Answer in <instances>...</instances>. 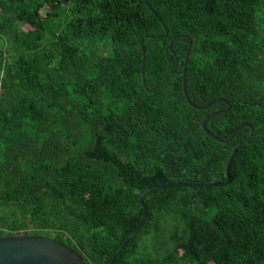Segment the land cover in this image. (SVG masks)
Listing matches in <instances>:
<instances>
[{
	"label": "trees",
	"instance_id": "trees-1",
	"mask_svg": "<svg viewBox=\"0 0 264 264\" xmlns=\"http://www.w3.org/2000/svg\"><path fill=\"white\" fill-rule=\"evenodd\" d=\"M247 137L112 264H264V0H0V235L107 264Z\"/></svg>",
	"mask_w": 264,
	"mask_h": 264
},
{
	"label": "water",
	"instance_id": "water-1",
	"mask_svg": "<svg viewBox=\"0 0 264 264\" xmlns=\"http://www.w3.org/2000/svg\"><path fill=\"white\" fill-rule=\"evenodd\" d=\"M167 33V31H166ZM158 37H162L163 35H157ZM172 42L173 39L170 41L169 47L171 51L173 52L172 49ZM190 47H191V41L189 42V45L186 50L185 54V59H184V67H183V91L186 97L187 102L195 107V108H206L209 106L211 103L215 101H224L227 103V107L221 110H217L214 112H211L207 114L206 116L203 117L201 121V127L204 130V132L214 138L215 140L222 142V143H227L233 139L235 136L236 132L244 127V126H249L251 128V132L249 137L252 135L254 127L251 123L249 122H241L239 123L231 132L230 136L227 138H221L217 135H215L211 130H209L206 126L208 120L214 116L220 115L222 113H225L229 110L231 104L224 98H216L209 103L198 106L195 105L194 103L191 102L189 97L187 96V91H186V71L185 67L188 62V57L190 53ZM143 56H144V49L142 50ZM178 65V60L176 59V64L174 69L172 70L171 73H174L176 71ZM166 80L164 78L158 85L157 88H159L163 82ZM142 81L143 85L146 87L145 83V78H144V73L142 72ZM147 91L148 88H146ZM242 140L239 142L231 151L227 162H226V180L222 183H204V184H197V183H169V184H162V185H157L153 187H149L145 190H143L140 195H139V204L142 207V218L139 222V224L125 237V239L121 242V244L118 246L117 250L114 252L113 256L109 260L107 264H112L114 259L117 257V255L120 253V251L123 249V247L126 245L130 237L139 230V228L142 226L144 221L146 220L147 217V209L146 206L143 202V196L153 190V189H158L166 186H188V187H208V186H213V187H218V186H223L226 185L229 181V166L232 160V157L235 153L236 147L247 141L248 138ZM0 264H86L83 257L78 254L73 248L70 246L52 238L48 237L45 235H37V234H13V235H0Z\"/></svg>",
	"mask_w": 264,
	"mask_h": 264
},
{
	"label": "built area",
	"instance_id": "built-area-1",
	"mask_svg": "<svg viewBox=\"0 0 264 264\" xmlns=\"http://www.w3.org/2000/svg\"><path fill=\"white\" fill-rule=\"evenodd\" d=\"M0 229H3V230H5V229H4V228H2L1 226H0ZM18 234H24V229H21V230H19Z\"/></svg>",
	"mask_w": 264,
	"mask_h": 264
}]
</instances>
